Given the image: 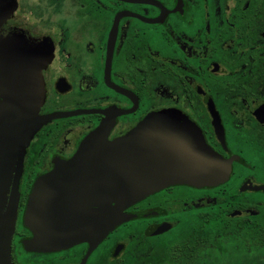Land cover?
I'll list each match as a JSON object with an SVG mask.
<instances>
[{
  "label": "flooded vegetation",
  "instance_id": "flooded-vegetation-1",
  "mask_svg": "<svg viewBox=\"0 0 264 264\" xmlns=\"http://www.w3.org/2000/svg\"><path fill=\"white\" fill-rule=\"evenodd\" d=\"M2 1L10 15L0 36L51 53L39 116L61 115L35 133L11 176V264H264V0ZM168 111L229 165L222 183L169 186L133 203L123 213L136 217L94 248H24L38 178L98 127L113 141Z\"/></svg>",
  "mask_w": 264,
  "mask_h": 264
},
{
  "label": "water",
  "instance_id": "water-1",
  "mask_svg": "<svg viewBox=\"0 0 264 264\" xmlns=\"http://www.w3.org/2000/svg\"><path fill=\"white\" fill-rule=\"evenodd\" d=\"M0 0V27L9 17ZM51 53L22 35L0 36V264H11L16 203L5 195L12 174L22 172L35 133L61 115L39 116L44 99L41 72ZM229 173L186 119L154 113L126 135L107 140L106 126L90 133L69 161H56L38 178L23 216L32 252H54L86 242L96 247L122 222L124 209L166 187H212Z\"/></svg>",
  "mask_w": 264,
  "mask_h": 264
},
{
  "label": "rangeland",
  "instance_id": "rangeland-1",
  "mask_svg": "<svg viewBox=\"0 0 264 264\" xmlns=\"http://www.w3.org/2000/svg\"><path fill=\"white\" fill-rule=\"evenodd\" d=\"M225 247V246H224ZM227 250L229 249L228 245H226Z\"/></svg>",
  "mask_w": 264,
  "mask_h": 264
}]
</instances>
